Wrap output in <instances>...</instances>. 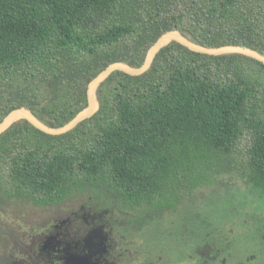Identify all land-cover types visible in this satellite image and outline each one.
<instances>
[{"label": "trees", "instance_id": "16d2710c", "mask_svg": "<svg viewBox=\"0 0 264 264\" xmlns=\"http://www.w3.org/2000/svg\"><path fill=\"white\" fill-rule=\"evenodd\" d=\"M169 31L264 56V0H0V122L25 107L64 126L85 109L98 73L117 62L141 66ZM96 101V113L66 134L19 121L0 135V216L82 196L156 216L199 191L264 200L260 62L171 42L143 75L112 72ZM13 244L17 232L0 220V264Z\"/></svg>", "mask_w": 264, "mask_h": 264}, {"label": "rangeland", "instance_id": "374dc122", "mask_svg": "<svg viewBox=\"0 0 264 264\" xmlns=\"http://www.w3.org/2000/svg\"><path fill=\"white\" fill-rule=\"evenodd\" d=\"M246 145L244 138L240 148L244 149ZM198 193L184 199L173 212L153 217H149L151 215L146 206L127 210L117 199L97 202L89 196L73 199L55 210L34 209L18 214L6 212L0 220L13 228L20 238V244H13L7 256L29 245L31 234L53 218L62 217L60 213L70 215L80 211L110 218L114 226H119L121 222L143 221L142 229L145 230L135 236L127 234L125 240H136L135 243L140 246L148 245L150 248L157 244L162 252V261L168 260L167 251L179 245L186 246L192 254V261H197L194 252L196 249L200 254L207 252L203 244L206 239L210 245L219 241L224 247L236 246L235 257L226 258L224 264H264V246L258 241L262 236L259 227L264 222V200L247 193L239 199L223 197L213 190ZM183 228H186L187 234Z\"/></svg>", "mask_w": 264, "mask_h": 264}, {"label": "flooded vegetation", "instance_id": "af4514ba", "mask_svg": "<svg viewBox=\"0 0 264 264\" xmlns=\"http://www.w3.org/2000/svg\"><path fill=\"white\" fill-rule=\"evenodd\" d=\"M60 214L62 217L53 218L32 233L29 245L7 256L6 264H224L226 258L235 257L236 246L224 247L219 241L210 245L205 239L207 252L200 254L196 249L197 261H192V254L183 245L167 251L168 260L162 261L157 244L150 248L140 246L135 239V242L125 240V235L135 236L145 230L143 221L114 226L110 218L100 214L80 211ZM153 216L156 215L149 217ZM183 229L186 233V228Z\"/></svg>", "mask_w": 264, "mask_h": 264}, {"label": "water", "instance_id": "95a60500", "mask_svg": "<svg viewBox=\"0 0 264 264\" xmlns=\"http://www.w3.org/2000/svg\"><path fill=\"white\" fill-rule=\"evenodd\" d=\"M171 42H175L183 46L187 50L197 54L207 56L238 54L251 58L264 65V56L248 47L240 45H228L218 48L202 47L194 44L190 39L185 38L177 31H169L162 34L157 39V41L148 49L141 66L135 68L128 66L125 63L117 62L110 64L100 73H98V75L87 86V104L85 109L78 113L72 120H70L64 126L59 128H51L44 124L41 120H39L28 108L22 107L11 111L8 115L3 118V120L0 122V135L3 134L14 123L19 121H26L38 131L51 136H59L72 131L80 123L90 119L96 113L98 109L96 101L97 91L101 84L110 76L112 72L118 71L132 77L143 75L150 69L158 52Z\"/></svg>", "mask_w": 264, "mask_h": 264}]
</instances>
